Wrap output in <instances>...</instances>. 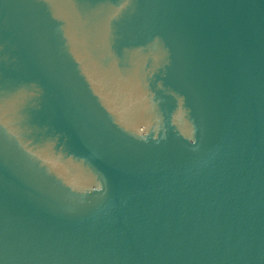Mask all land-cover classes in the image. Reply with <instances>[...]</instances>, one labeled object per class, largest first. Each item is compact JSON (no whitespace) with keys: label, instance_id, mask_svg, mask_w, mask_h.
<instances>
[{"label":"water","instance_id":"1","mask_svg":"<svg viewBox=\"0 0 264 264\" xmlns=\"http://www.w3.org/2000/svg\"><path fill=\"white\" fill-rule=\"evenodd\" d=\"M0 264H264V0H0Z\"/></svg>","mask_w":264,"mask_h":264}]
</instances>
